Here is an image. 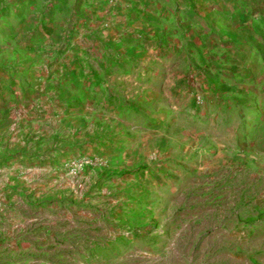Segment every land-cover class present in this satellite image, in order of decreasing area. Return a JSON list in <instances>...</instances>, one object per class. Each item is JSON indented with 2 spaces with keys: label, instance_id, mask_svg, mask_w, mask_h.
I'll list each match as a JSON object with an SVG mask.
<instances>
[{
  "label": "rangeland",
  "instance_id": "rangeland-1",
  "mask_svg": "<svg viewBox=\"0 0 264 264\" xmlns=\"http://www.w3.org/2000/svg\"><path fill=\"white\" fill-rule=\"evenodd\" d=\"M261 4L0 0V264H264Z\"/></svg>",
  "mask_w": 264,
  "mask_h": 264
},
{
  "label": "crops",
  "instance_id": "crops-1",
  "mask_svg": "<svg viewBox=\"0 0 264 264\" xmlns=\"http://www.w3.org/2000/svg\"><path fill=\"white\" fill-rule=\"evenodd\" d=\"M59 1V0H58ZM183 7L182 12L189 13V10L195 11L196 14L204 17V25H211L214 27L216 24V29L222 26H226L230 32H235L238 35L241 34L242 39H237L240 46H244L249 37L243 35L242 33H247L244 31V27L253 26V24H258L259 21L252 22V17L259 18L261 15V0H182ZM264 1V0H263ZM182 5V4H180ZM34 18H38V13L33 15ZM209 27V26H208ZM36 31L43 29L44 27H36ZM240 28V29H239ZM7 29V28H3ZM239 29V30H238ZM243 29V30H242ZM5 31V30H3ZM2 31V32H3ZM249 32V31H248ZM228 34V31L226 32ZM235 34V35H236ZM239 34V35H240ZM35 36L23 37L25 40L33 41ZM31 64V63H30ZM32 64H35L34 61ZM31 78V77H30Z\"/></svg>",
  "mask_w": 264,
  "mask_h": 264
}]
</instances>
